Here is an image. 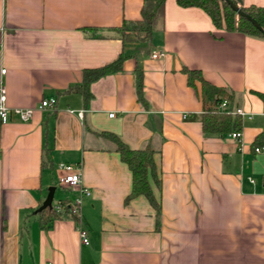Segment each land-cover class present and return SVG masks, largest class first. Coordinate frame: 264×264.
<instances>
[{
    "label": "crops",
    "instance_id": "crops-1",
    "mask_svg": "<svg viewBox=\"0 0 264 264\" xmlns=\"http://www.w3.org/2000/svg\"><path fill=\"white\" fill-rule=\"evenodd\" d=\"M143 3L0 0L8 103L57 99L56 109L38 108L29 121L12 114L1 129L0 264H264V151L254 146L264 133V98L254 92L264 94V37L218 28L204 9L166 0L150 41L122 40L114 28L140 19ZM155 50L164 55L153 57ZM121 52L134 55L91 82L86 101L78 89L84 71ZM138 65L145 102L136 90ZM185 67L235 92L240 140L204 132L195 118L204 110L202 83L191 85ZM102 131L132 148L155 149L159 226L144 195L125 201L132 172ZM60 162L82 165L91 190L81 207L88 244L70 215L38 214L49 187L60 185ZM78 194L56 188L53 205Z\"/></svg>",
    "mask_w": 264,
    "mask_h": 264
},
{
    "label": "trees",
    "instance_id": "trees-1",
    "mask_svg": "<svg viewBox=\"0 0 264 264\" xmlns=\"http://www.w3.org/2000/svg\"><path fill=\"white\" fill-rule=\"evenodd\" d=\"M238 4L237 0H233ZM178 4L183 7L197 6L204 9L211 17L214 25L218 28H225L228 31H239L249 35L264 37L262 32L246 17L239 15L227 2L223 0H177ZM166 0H144L141 8V18L138 20L125 19L121 26L114 28L122 40H128L132 37L144 41H150L154 31L163 23L165 18ZM241 8L260 25L264 27V5H240ZM134 54L121 52L116 59L95 68H88L84 71V83L80 91L84 94L86 101L90 98L91 93L89 85L94 80L108 73L122 70L123 64ZM184 72L188 75L191 85H195L198 79L202 83V96L204 110L196 114L195 118L202 122L205 133L226 134L234 131H242L243 120L241 114L236 112L238 100L234 91L218 87L207 81L200 70L185 67ZM136 90L138 98L145 102L143 92V70L138 65L136 67ZM262 98L264 94L256 92ZM226 102L223 106L222 103ZM99 134L111 140L119 152L121 159L128 164L132 172V192L126 197L129 202L133 197L144 195L157 212V224L160 225L161 205L154 194L151 180L153 179L158 185L161 181L158 176L157 165L155 162V149L150 143L142 148H132L124 142L120 136L113 132L102 131ZM264 145V133L257 136L254 146ZM255 147V148H256ZM48 164V162H44ZM38 214L45 220L63 217L64 214L70 215L77 219V214L71 202L61 201L58 205L46 207Z\"/></svg>",
    "mask_w": 264,
    "mask_h": 264
},
{
    "label": "built area",
    "instance_id": "built-area-1",
    "mask_svg": "<svg viewBox=\"0 0 264 264\" xmlns=\"http://www.w3.org/2000/svg\"><path fill=\"white\" fill-rule=\"evenodd\" d=\"M164 55L163 51H153V57H159ZM7 73V68L2 67L0 69V155L2 153V138H1V129L2 127L9 122L11 115L15 114L19 116L20 119L24 121H29L34 112L39 108L42 110L52 111L56 109L57 99L55 97L43 99L38 107H13L8 103V92L7 87L4 81V77ZM226 102H223L224 106ZM236 112L239 114H243V110L241 108H237ZM80 117H83V112H78ZM230 136L240 140L241 131H234L230 133ZM256 152L264 151V146H258L255 148ZM58 168L63 170L64 173L59 176L58 182L61 186L65 188L76 189L78 191V196L75 201L72 203L75 212L77 214V222H78V232L82 243H89V234L88 230L82 223V212L81 207L87 196L91 195V190L84 185L82 178V165L70 164L65 162H60L58 164ZM253 180V179H251Z\"/></svg>",
    "mask_w": 264,
    "mask_h": 264
},
{
    "label": "water",
    "instance_id": "water-1",
    "mask_svg": "<svg viewBox=\"0 0 264 264\" xmlns=\"http://www.w3.org/2000/svg\"><path fill=\"white\" fill-rule=\"evenodd\" d=\"M223 1L231 5V7L235 10L237 14L242 15L246 17L247 19H249L264 35V27L260 25V23L255 18H253L250 14L246 13L239 4L235 3L233 0H223ZM55 190H56L55 186L49 187L47 197L42 203V205L38 208L37 211H40L46 207H51L53 205Z\"/></svg>",
    "mask_w": 264,
    "mask_h": 264
},
{
    "label": "rangeland",
    "instance_id": "rangeland-1",
    "mask_svg": "<svg viewBox=\"0 0 264 264\" xmlns=\"http://www.w3.org/2000/svg\"><path fill=\"white\" fill-rule=\"evenodd\" d=\"M55 186H56L57 190H63V191L71 192V188L64 189L63 187H61L57 183H55ZM56 198H57V196H56Z\"/></svg>",
    "mask_w": 264,
    "mask_h": 264
}]
</instances>
